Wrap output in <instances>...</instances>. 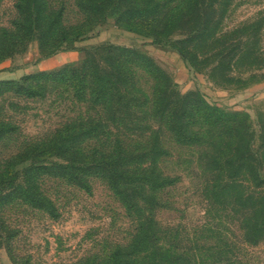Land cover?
<instances>
[{
    "label": "rangeland",
    "instance_id": "rangeland-1",
    "mask_svg": "<svg viewBox=\"0 0 264 264\" xmlns=\"http://www.w3.org/2000/svg\"><path fill=\"white\" fill-rule=\"evenodd\" d=\"M16 1L0 0V33L8 32L6 45L18 43L16 52L0 59V79L68 68L36 81L37 95L0 93V124L8 127L0 136V180L20 183L23 167L32 161H58L48 148L37 149L32 157L31 146L44 147L57 129L95 117L85 90L76 96L79 85L69 69L87 50L101 44L138 48L166 73L173 91L202 93L224 113L210 117L194 111L190 131L196 138L188 143L165 129L158 132L165 153L156 166L174 181L156 192V226L173 237L174 250L192 263L264 264V241L242 239L247 222L264 216V184L252 179L253 171L264 178V0H171L159 17L170 20L167 42L160 44L116 26L114 8L92 19L75 0H45L48 9H61V24L78 37L61 47L69 49L54 53L58 60L38 66L44 57L35 36L21 37L13 28ZM134 76L138 90L149 95L150 76L139 69ZM114 133L85 138L77 149L106 152ZM118 138L130 146L143 142L138 132ZM234 150L233 164L241 168L228 178L222 160ZM21 151L32 158L5 162ZM242 156L247 158L241 162ZM36 183L56 215L19 198L0 203V264H110L111 252L132 239L137 215L123 207L102 178L87 177L86 188L46 174L38 175Z\"/></svg>",
    "mask_w": 264,
    "mask_h": 264
},
{
    "label": "trees",
    "instance_id": "trees-1",
    "mask_svg": "<svg viewBox=\"0 0 264 264\" xmlns=\"http://www.w3.org/2000/svg\"><path fill=\"white\" fill-rule=\"evenodd\" d=\"M170 3L171 0H75L78 10L92 19L102 16L109 7L114 8L116 26L148 37L151 43L156 44L167 42L170 20L159 17ZM15 9L17 16L12 23L14 30L21 37L34 35L41 57L69 49L61 47L78 37V34L61 24V9H48L45 0H17ZM7 33H0V59L16 52L18 43L8 46L4 41ZM176 51L183 57L181 51ZM67 68L36 71L19 80L0 79V93L37 95L36 81L53 78ZM69 69L79 85L76 96L80 98L85 90L95 117L66 124L55 131L46 146L28 148L32 150L29 153L32 157L37 149L48 148L58 161H32L23 167L20 183L12 184L11 180L1 179L0 203L19 198L53 217L56 215L55 207L39 191L36 183L38 175L62 177L82 188L87 187V177H100L123 207L138 218L132 239L124 247L111 252L110 264H197L190 262L183 251L174 250L173 237L164 235L152 216L157 204L156 192L174 181L173 177L162 174L156 166L157 160L165 153L158 132L165 129L175 140L188 143L196 138L190 131V118L194 111L206 112V116L210 117H219V114L221 117L224 113L217 104L209 103L202 93L194 91L180 94L173 91L166 73L138 48L101 44L91 51L87 50L78 65ZM134 69L144 71L152 79L149 95L136 87ZM7 130L6 125L0 124V136ZM111 130L115 133L108 151L77 149L79 141ZM236 130V126H233L235 134ZM136 132L140 134L142 144L130 146L118 138V134ZM26 151L15 154L5 162L10 165L32 158L27 157ZM234 154L235 150L222 160L228 178H232L241 168V163L234 166ZM246 158L242 156L241 162ZM252 179L258 185L264 184V178L255 171L252 172ZM226 184L224 179L220 181V186ZM247 223L243 227L242 239L249 244L264 241V216ZM160 238H167V242L161 243Z\"/></svg>",
    "mask_w": 264,
    "mask_h": 264
},
{
    "label": "crops",
    "instance_id": "crops-1",
    "mask_svg": "<svg viewBox=\"0 0 264 264\" xmlns=\"http://www.w3.org/2000/svg\"><path fill=\"white\" fill-rule=\"evenodd\" d=\"M72 51H73V50L65 51V52H66V53H67V52H68V53H71ZM32 53H34V51H33ZM35 54L37 55L36 52H35ZM35 54H34V55H35ZM36 55H35V56H36ZM49 60H50V62H55L56 60H58L57 55H56V54H52V55L47 56V57H44V58H39L37 61L35 60V61L37 62L35 65L38 66L39 63H41V62H42V63H43V62L46 63V62H49ZM35 69H36V70H40V69L37 68V67H36ZM35 69H34V70H35ZM4 78H14V77L11 76V77H4Z\"/></svg>",
    "mask_w": 264,
    "mask_h": 264
}]
</instances>
